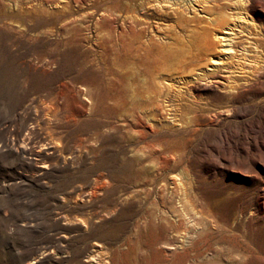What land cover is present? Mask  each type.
<instances>
[{
    "label": "rangeland",
    "instance_id": "1",
    "mask_svg": "<svg viewBox=\"0 0 264 264\" xmlns=\"http://www.w3.org/2000/svg\"><path fill=\"white\" fill-rule=\"evenodd\" d=\"M199 1L0 0V264H130L169 200L216 222L210 264H264V53L236 87L194 77L219 52L206 8L264 48V0Z\"/></svg>",
    "mask_w": 264,
    "mask_h": 264
},
{
    "label": "bare ground",
    "instance_id": "2",
    "mask_svg": "<svg viewBox=\"0 0 264 264\" xmlns=\"http://www.w3.org/2000/svg\"><path fill=\"white\" fill-rule=\"evenodd\" d=\"M207 1L211 2V4L216 2L215 0ZM232 1L234 4H237L240 0ZM192 2L201 1L192 0ZM217 7L216 5H211L206 8L205 12L210 15L209 19L218 23V25L221 23V25H223L221 32L216 37L220 42L219 52L213 56H208L207 60L209 66L195 73L194 77H202L207 79V81L222 82L223 87H236L238 79L245 80V76L248 75L249 71H255L256 74H259L258 61L260 59L257 60V58L259 54L264 53L263 43L253 40L249 32L243 34V27L245 26L243 19L245 16L241 14L242 11L238 12L237 10H231L232 8H229V13L233 18V22L227 23L226 21H222V19H219L218 22L216 16L213 14ZM188 8L189 6L184 7V9ZM186 12L187 14L189 13L188 10H186ZM182 17L180 19L184 22V27L187 28H183V30H189V36L191 37L190 42L193 43L195 41L194 39H196L194 36L196 35L192 32V27H188V23H200L202 19L193 15H189L187 18L185 15ZM238 19H242V21ZM199 30L201 33L198 34V36H200L198 40H200L201 37L207 36L208 28L205 25H201ZM189 47V49H192V46ZM234 71L237 72L238 78L234 77L235 74L231 75ZM220 72L226 73V78L224 80L219 76ZM87 98L89 101L92 99L89 95ZM175 203H177V205ZM184 205L185 203L180 200L153 203L154 208H149V213H145L144 215L146 226L152 227L153 223L157 220L164 221L168 229L156 235V242L159 244L158 248H156V253H148L147 249H142L141 247L142 236L140 234V228L138 225H135L130 235L132 247H135L136 251L133 252L134 261L130 264H138L139 260L151 259L156 254L170 256L169 258H165L168 264H171L173 261V264H210V259L213 256L211 240H216L210 230L214 228L216 222L212 220V218L210 219L198 212H192L187 216L186 211L180 208ZM186 216L190 222L185 219ZM200 243H202V245H199ZM94 245L97 247L100 246V244L96 242ZM162 247L164 250L161 249ZM178 253L183 255L182 260L176 259V254ZM121 257L122 254L119 252L118 259L114 264H121ZM102 263L108 264V260Z\"/></svg>",
    "mask_w": 264,
    "mask_h": 264
}]
</instances>
